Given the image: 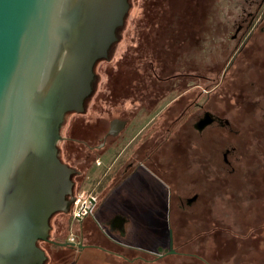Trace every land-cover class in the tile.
<instances>
[{"label":"flooded vegetation","instance_id":"obj_1","mask_svg":"<svg viewBox=\"0 0 264 264\" xmlns=\"http://www.w3.org/2000/svg\"><path fill=\"white\" fill-rule=\"evenodd\" d=\"M127 1L126 15L128 16L133 4L132 0ZM155 1L146 3L145 12L159 11L161 15L157 21L151 19L149 14L146 15L148 19L143 21L145 23L142 25V30L145 34L147 33L148 38L154 36L156 30H159V34L169 35L165 44L169 43L173 46L163 47L166 52L163 53L161 49L160 55H141L144 64L142 71L134 67H128L123 73V70L118 68L112 69L110 85H108L110 86L109 95L112 98L110 109L106 110L101 105H97L95 108L99 111L95 117L70 116V114L84 115L87 112L91 92L84 101L82 111H70L65 114L60 135L63 125H66L67 132L66 135H61L57 143L58 158L73 170L72 193L67 197L73 199L69 210L78 197L75 193L76 186H82L79 194L81 193L88 204L84 214L72 219L80 223L85 220L90 221L93 230L99 229L107 240L111 241L110 246L112 245L114 249L85 243L82 234L77 237L61 234L65 221L60 218L61 212H55L51 217L53 221L56 220V223L51 224V217L49 218L50 228L47 239L38 240L37 245L42 243L53 246L54 252L51 257L57 263L91 264L82 257L81 251L96 248L111 254L113 259L107 264H218L226 248L230 245L233 248L236 246L230 241L239 237L235 233L229 234L225 231L228 236L232 235L234 238H230L231 240L227 239L229 237L219 238L218 229L213 227L212 222L211 227L209 226L206 231L198 232L195 229L190 236H187L188 230L185 229L183 222L188 219L194 221L210 219L212 202L215 196L223 192L228 197H234L235 194L241 195L242 203H239V209L235 210L238 206L233 205L234 214L243 225V231L238 235L241 238L255 240L256 235L258 237L264 233V159H260L259 155L246 153L249 131L244 132L240 141L241 148L238 152L239 156L244 158V164L239 169L233 163L235 162L232 153L234 147L222 151V164L216 169L213 164L208 163L212 153H209L205 164L200 168L195 164L187 167L188 164L177 163L181 161V156H185L181 150H178L179 143L174 142L173 150L170 149L172 140H180L182 119L185 118L186 122L190 121V125L199 136L207 130L210 132L207 138L201 139V142L204 141L205 144L211 141L213 135L219 130L232 133V122L241 126L250 124L254 129L255 142L264 154V55H229L222 68L220 77L222 84L218 83L214 87L212 86L215 80L213 61L210 58H207L205 62L206 72H204L200 70L198 59L188 61L186 57L181 58L177 51L182 24L185 26L188 24L186 27L189 28L190 26L195 28L198 22L201 24L203 15L210 17L214 0H159V3ZM204 1L206 2L205 10L202 7ZM238 4L243 12L249 9L247 13L249 18H244L241 21L243 23L238 24L237 30L244 27V32H249L259 16L263 18V23L264 0H241ZM182 12H190L192 17L188 19L189 16L186 17L184 14L186 20L183 21ZM197 12H202V15L196 19ZM258 23L261 22L258 21ZM200 26L202 29V25ZM190 35L192 37L190 42L195 40L196 43L191 30ZM242 47H245V44ZM109 56L100 60H107ZM129 56L134 59V56L140 55ZM153 57H157L156 62L153 61ZM94 74L96 82L95 69ZM124 75L127 82L123 85L120 81L122 77H125ZM160 75H166V77L158 78L160 93L158 97L151 100L149 76L157 78ZM187 77L190 81L184 82L183 91L186 93L190 90L193 96L182 104L184 93L181 91V82ZM200 77H203L204 83L201 85L204 87L197 83ZM166 82L168 84H165ZM164 85L170 92L178 91V94L162 105L165 97ZM222 85L223 88L225 87L223 99L218 102L222 106L217 103L205 109V105L198 102V93L201 94L203 88L206 93H209L208 88L211 87L210 93L206 95L209 99L217 93L215 88ZM140 88L141 91L138 92ZM231 91L236 99L231 96ZM123 94L132 99L122 100ZM151 107L156 111L152 116L150 115ZM68 115L71 118L68 119ZM221 135L227 136L224 133ZM61 140L67 143L65 154L59 148ZM171 151L176 153L173 158L168 154ZM203 155L205 154L201 156ZM166 156L171 161L175 160H173L174 163L169 164L172 167L169 170L163 169L160 163L161 158L163 160ZM197 161L195 159V162ZM151 176L160 188L166 190L161 196L162 214L168 221L172 219L175 221V233L170 228L166 243L137 248L124 240L128 238L125 225L134 214L142 216L155 214L150 211L151 206L154 205L153 201L147 199L148 177ZM182 183L187 184L188 188H181ZM112 205L125 207L116 209ZM138 205L141 206L134 211V206ZM52 230L54 233L50 235ZM221 230L219 231L223 232ZM203 235H211V239L217 245L215 250H211L207 244H204ZM39 247L44 251L46 261L49 257L48 251L42 245ZM56 247L67 248L70 252L59 253L55 251ZM169 257L174 259L169 261L166 259ZM239 264L244 262L241 261Z\"/></svg>","mask_w":264,"mask_h":264},{"label":"water","instance_id":"obj_2","mask_svg":"<svg viewBox=\"0 0 264 264\" xmlns=\"http://www.w3.org/2000/svg\"><path fill=\"white\" fill-rule=\"evenodd\" d=\"M127 9V0H0V264H43L49 218L70 213L61 124L83 110Z\"/></svg>","mask_w":264,"mask_h":264},{"label":"rangeland","instance_id":"obj_3","mask_svg":"<svg viewBox=\"0 0 264 264\" xmlns=\"http://www.w3.org/2000/svg\"><path fill=\"white\" fill-rule=\"evenodd\" d=\"M239 1L241 0H214L213 6L211 7L212 10L210 17H207V15H203L202 23L199 24L198 22V24H195V28H193V26H190V28L186 27L188 24L186 26L182 24L181 27V38L179 41L180 44H177V51L181 55V58L186 57L188 61L198 59L199 67H201L200 70L204 72H206L205 62L207 61V58H210L213 61V77L215 78V80L212 86L214 87L218 83H220V85L222 84V80L220 81L222 68L229 55H264V27L262 28V25L264 24V21L262 23L263 18L259 16V18L257 19L261 23L257 24L258 21L256 19V24L249 32L245 31V33L244 27L240 30H237L238 24L243 23L241 21L244 18H249V16L247 15L249 9L243 12L240 8V5L238 4ZM148 2H154V0H132L133 7L129 11L128 16L126 15L124 19L125 29L120 28L117 32L118 37H122V39H118L112 45L108 61L99 60L94 67L95 72L97 73V83L94 82L92 94L88 98H91V100L88 103L87 112L84 115L70 114V116L74 115L95 117L99 111L95 108V106L97 105H101L102 107H104L103 109L109 110L110 106L112 105V98L109 95L110 86H108L110 85V71L112 69L118 68L119 70H123V73L128 67L138 68L140 69V71H142V69L144 68V64L143 60L141 59V55H160L159 52L161 49L163 53L166 52L163 47L168 48L173 46L169 43L165 44L167 38L170 37L169 35L159 34V30H156L157 32H154V36L148 38L146 35L147 33L145 34V32L142 30V25L145 23L143 21L148 19L146 15L149 14V17L155 21H157V19L161 15L159 11H152L150 13L145 12L144 6L147 5L146 3ZM155 2L159 3V0H156ZM202 3V7H204L203 9L205 10L206 2L204 1ZM182 14L183 21L186 20L184 14H186V17L189 16L188 19L192 17V14L190 12H182ZM203 14L205 13L203 12ZM201 15L202 12H197L196 19ZM200 25H202V29ZM190 30L193 32V37L196 38V43L195 40H192V42H190V38H192L190 37ZM243 44H245V47H242ZM129 55L140 56H134L133 59V57H130ZM156 60L157 57H153V61L156 62ZM124 76L125 77H122V80L120 81V83L123 85L127 82L126 75ZM139 77H142L141 74L139 75ZM164 77H166V75H160L157 78L149 76L150 82L148 83L151 100L158 97L160 93L157 82L158 78L162 79ZM182 80L181 91L182 93H184V82H189L190 79L187 77V79ZM197 83H199V85H201V83H204L203 77H200L197 80ZM165 84H168V82H166ZM105 85H107V87ZM201 86L204 87V85ZM210 88L211 87L208 88L209 93ZM224 89L225 87L223 88V85L215 88V90H217V93L207 99L206 95L209 93H206L205 88H203L201 94L198 93V102L203 103L205 105V109H207L206 107L215 105L220 102V99H223L222 96ZM140 91L141 88L138 92ZM236 91L237 90H235V92ZM230 93L231 96L236 99V96L233 95V92L231 91ZM176 94H178V91L170 92L167 86L164 85L163 95L165 97L163 98L161 104L164 105L165 102L169 101ZM192 96L193 95L190 90L184 93L182 97V104H184L185 101H189ZM121 98L122 100L128 99V101L132 99V97H127L124 94ZM98 101H100V103H96ZM125 104H127V101H125ZM217 105L222 106V104L219 103ZM152 108L153 107H151L150 110L151 116L154 115V112H156L154 111L155 108ZM70 116H67L68 119ZM232 125V133L227 132L226 130H219L215 135H213L212 140L205 144L204 141L201 142V139L207 138L210 132L207 130L199 136V134L190 125V121L186 122L185 118H183L181 125L182 134L180 136V140L176 138L177 140H172V144L170 145L172 146L174 142L175 144L179 143L178 150H181V153L185 155L181 156V161H177V163H181L182 165L188 164L187 167L195 164L200 168V166L205 164L206 157L209 155V153H212V156H210L211 160L208 163L213 164V167L216 169L220 166V164H222V151L224 152L225 149H231V147H234L235 149L233 151L231 150L235 157V162H233L234 166L238 169L242 168L244 164V158L239 156L238 151L241 148L240 141L242 140L245 131L250 132V135L247 136L248 145L246 153L249 155H259L260 159H264V154L260 151L257 142H255L256 140L253 136L254 129L252 125L249 124L241 126V124L235 122H232ZM235 131H237V133ZM66 132V125H63L61 135H66ZM221 133H224L225 135L227 134V136H222ZM59 148L60 151L62 153L64 152L65 154L67 152V143L61 140L59 142ZM173 148L174 147L172 146V148L170 149L173 150ZM174 151L168 153L171 158L175 157V152H179ZM202 154L205 155L201 156ZM195 159L198 161L195 162ZM173 160L171 161L168 156H166L163 160L161 158L160 163L162 165V168L169 170L171 167L169 166V164L174 163ZM182 186L181 188H188L187 184L185 183H182ZM81 189L82 186H76L75 193L77 194V196L79 195ZM165 191V189L158 186V183L152 176L150 178L148 177L147 199L148 201H153L154 205L151 206L150 211L154 212L155 214H153V216H142L134 214L131 217L130 221H128L125 225V228L127 229L126 231L128 233V238H125L124 240H127L130 244L134 245L137 248H144L147 246H152L154 244L166 243L170 228L173 230V233H175V221L173 219L168 221L163 217L162 214L163 206L161 196L164 195ZM215 197L216 198H214L211 205V215L209 216L210 219H202L199 221L188 219V221L185 220L183 222L186 226L185 229L188 230V232L186 231L187 236H190L191 232L193 233L195 229L198 232H200L201 230L206 231V229L209 228L212 222L213 227L218 229L217 231L219 238L229 237L227 238L229 240L234 238L232 235L228 236L225 231H228L229 234L235 233V235L239 237V239L230 241L236 245L234 248L231 245L227 248L225 247L226 251L217 262L218 264H239L241 261H243L244 264H264V233H262L258 237L256 235L255 240L241 238L240 235H238L243 231V225L240 222L238 216L234 214L235 211L233 210V205L238 206L235 210L239 209V203H242L241 195L235 194L234 197H228L223 192L221 193V195ZM73 206L74 204L70 209V213L64 214L63 212H61V214H59L60 218L65 221L64 227L61 229V234H69L75 237L82 234L85 243L99 244L105 246V248L114 249V247H111L112 245L110 246L111 241L107 240V238L103 233L100 232L99 229L96 228V231L93 230L94 228L92 225H90V221L85 220L83 223H80L72 219V209L74 208ZM112 206L116 209L125 207L124 205ZM140 206L141 205L134 206V211H136ZM52 219L53 217L50 218V223H56V220L54 219L53 221ZM219 230L223 232H220ZM53 233V230L50 231V235ZM112 234L115 235V233ZM203 238H205L203 240L205 241L204 244H207L211 250H215L217 248L216 243L211 239V235H203ZM213 238L215 240V237ZM41 245L48 251L47 255L49 256L44 264H61L55 262L53 257H51L52 252H54L53 246L50 247L49 245L42 243H40V245L38 246ZM115 249L118 251L120 250L118 248ZM55 251L59 253H62L63 251L70 252V250H67V248L59 247H56ZM81 255L86 261L90 262L91 264H107L108 262H110V260L113 259L111 254L96 248H87L85 250H82ZM166 259L172 261L174 258L169 257Z\"/></svg>","mask_w":264,"mask_h":264},{"label":"built area","instance_id":"obj_4","mask_svg":"<svg viewBox=\"0 0 264 264\" xmlns=\"http://www.w3.org/2000/svg\"><path fill=\"white\" fill-rule=\"evenodd\" d=\"M74 208L72 209V218L81 216L86 212L88 204L81 194L78 195L77 199L74 202Z\"/></svg>","mask_w":264,"mask_h":264}]
</instances>
